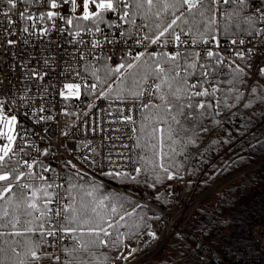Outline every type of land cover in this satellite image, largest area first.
<instances>
[{"label":"snow or ice","instance_id":"obj_1","mask_svg":"<svg viewBox=\"0 0 264 264\" xmlns=\"http://www.w3.org/2000/svg\"><path fill=\"white\" fill-rule=\"evenodd\" d=\"M240 108L264 149V0H0V264H143Z\"/></svg>","mask_w":264,"mask_h":264},{"label":"trees","instance_id":"obj_2","mask_svg":"<svg viewBox=\"0 0 264 264\" xmlns=\"http://www.w3.org/2000/svg\"><path fill=\"white\" fill-rule=\"evenodd\" d=\"M247 111L240 108L212 137L223 140L231 134L229 144L211 145L203 158L197 156L184 162L187 171L182 169V174L189 184L175 181L174 185L180 186L181 207L191 202L196 206L189 218L172 230L164 248L143 264H249L264 258V247L252 237L253 230H264V165L236 175L264 163V149L247 130L251 127L246 125ZM252 131L264 140V125ZM250 144L256 145L255 150ZM176 159L179 162L182 158ZM160 192L164 194L163 187ZM147 195L135 193L134 198L143 203ZM147 203L151 207V211L145 209L148 216L158 213L162 217L156 225L160 233L166 226L161 211L169 212L174 206L171 196ZM224 223L232 227H223Z\"/></svg>","mask_w":264,"mask_h":264},{"label":"rangeland","instance_id":"obj_3","mask_svg":"<svg viewBox=\"0 0 264 264\" xmlns=\"http://www.w3.org/2000/svg\"><path fill=\"white\" fill-rule=\"evenodd\" d=\"M236 175H238V174H236ZM240 175H242V174H240ZM221 186L222 185H220V187ZM174 187L176 188V193H175V196H171V201H172V204L174 206L172 207V209L169 212L166 211L163 214L164 218L166 220V226H164L163 237L161 240H159L158 242H156L153 245V248L147 250V255L140 257L143 260V262L153 258L164 248L167 240L169 239V237L171 235L172 230L176 229L182 223H184L189 218L190 213L194 208V204L192 202L189 206H187L185 208L181 207V201L178 199V195L180 192V186L175 184Z\"/></svg>","mask_w":264,"mask_h":264},{"label":"built area","instance_id":"obj_4","mask_svg":"<svg viewBox=\"0 0 264 264\" xmlns=\"http://www.w3.org/2000/svg\"><path fill=\"white\" fill-rule=\"evenodd\" d=\"M22 75V73H18L15 69H13L11 72H10V79H12L13 81H15L18 77H20ZM22 86V85H21ZM13 94H15V90L13 89ZM79 135V134H78ZM99 138L97 137L96 139H95V143H97V144H99ZM194 204V207L196 206V204L195 203H193ZM190 205V204H189ZM162 213V215L164 214V212H161ZM164 216V215H163ZM163 234H164V228H163V230H162V232L161 233H159V236H160V239L159 240H161L162 239V237H163ZM252 237H253V239L255 240V242L258 244V245H260V246H262V247H264V230H260V229H255V230H253V233H252ZM158 242V241H157ZM249 264H264V258H262V259H259V260H257V261H254V262H251V263H249Z\"/></svg>","mask_w":264,"mask_h":264},{"label":"water","instance_id":"obj_5","mask_svg":"<svg viewBox=\"0 0 264 264\" xmlns=\"http://www.w3.org/2000/svg\"><path fill=\"white\" fill-rule=\"evenodd\" d=\"M262 165H264V163H262V164H260V165H256V166H254V167H251V168H248V169H246V170H243V171H241L240 173H238V175H240V174H243V173H245V172H247V171H249V170H251V169H254V168H257V167H260V166H262ZM236 177V176H235ZM234 177H232V178H230L228 181H230V180H232ZM227 181V182H228ZM220 186H217L215 189H218Z\"/></svg>","mask_w":264,"mask_h":264}]
</instances>
